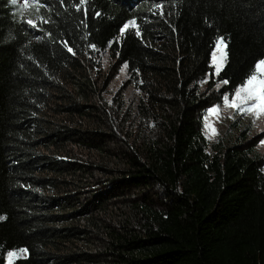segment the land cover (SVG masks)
I'll return each instance as SVG.
<instances>
[{
  "label": "trees",
  "instance_id": "trees-1",
  "mask_svg": "<svg viewBox=\"0 0 264 264\" xmlns=\"http://www.w3.org/2000/svg\"><path fill=\"white\" fill-rule=\"evenodd\" d=\"M32 14L0 0V264L21 249L12 264H264V132L207 143L202 127L264 59V0H39ZM103 51L128 65L112 103Z\"/></svg>",
  "mask_w": 264,
  "mask_h": 264
},
{
  "label": "rangeland",
  "instance_id": "rangeland-1",
  "mask_svg": "<svg viewBox=\"0 0 264 264\" xmlns=\"http://www.w3.org/2000/svg\"><path fill=\"white\" fill-rule=\"evenodd\" d=\"M24 2L25 0H16L15 4L11 2V6L14 8V10L18 12L19 17L26 21L32 20L35 23L34 16L32 14V11L34 9V3H32V0H29L30 6L24 8L22 7V5H24ZM98 55V60L96 61L99 65L98 74L102 79L104 78L108 81L107 87L104 91V98L109 103H112V98L116 95V92L123 85L127 78L126 70L124 69V71H121L124 66H117L113 61H110L107 55V51L100 52ZM210 65L212 67V72L215 76V68L212 66V52L210 56ZM206 81L207 77L198 84L200 90L204 89ZM221 86L222 84L218 82L215 85V89L218 90L219 88H221ZM123 94L126 101H128V106L130 105V103H134L135 100H137L136 94L134 92H131L130 87H128ZM217 105L220 107L219 118H217V115L215 114L209 115L208 112L210 108H213ZM206 124H208L210 127L206 128ZM234 124H236L235 127L233 126ZM245 125L249 127L248 134L250 136L260 132H264V115H261L259 118H256L250 114H240L238 112H235L231 108L225 107L223 99H221V102L219 104H216L205 110L202 122L203 135L207 143H211L217 137H223L225 140H232L235 138L238 130ZM211 129H215V132L213 133ZM262 142H264V137L256 146V150L263 156L264 159V143ZM9 252L18 253L19 255L15 258H10L8 256ZM9 252L6 253L3 264H9L10 259L13 263L17 258L25 255V253L20 252V250Z\"/></svg>",
  "mask_w": 264,
  "mask_h": 264
},
{
  "label": "snow or ice",
  "instance_id": "snow-or-ice-1",
  "mask_svg": "<svg viewBox=\"0 0 264 264\" xmlns=\"http://www.w3.org/2000/svg\"><path fill=\"white\" fill-rule=\"evenodd\" d=\"M13 4L16 3V0H11ZM32 3L38 4L39 0H32ZM85 0H80V4H84ZM30 6L29 0H25L22 7L27 8ZM41 7L43 5H40ZM159 7V5H157ZM99 15V13H97ZM46 22V21H45ZM27 23L32 27H35V23L32 20H28ZM136 27L135 21H129L125 23L121 29V36L125 34V31L129 27ZM136 35L139 36V31L136 32ZM66 46V45H65ZM228 45L225 42L223 37H217L215 41V47L212 51V66L215 68V74L217 76L224 70L225 66L228 63ZM68 51H72L71 48ZM127 64L121 69L124 71L127 68ZM223 85L229 84L227 79L220 82ZM219 87V85H218ZM224 106L227 108L233 109L235 112L244 115H253L256 118H259L261 115H264V59L259 60L255 65L252 71L244 78L240 85L236 86L234 91L231 94H224L223 97ZM209 115L215 114L219 118L220 107L217 105L208 110ZM206 128L210 127L208 124L205 125ZM212 132H215V129H211ZM264 143V142H262ZM2 219V218H0ZM26 249H21L20 252H26ZM19 254L14 252H9L8 256L10 258H15ZM9 264H12L10 259Z\"/></svg>",
  "mask_w": 264,
  "mask_h": 264
}]
</instances>
